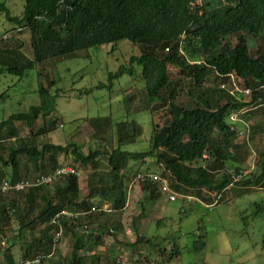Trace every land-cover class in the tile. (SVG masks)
<instances>
[{
	"label": "rangeland",
	"instance_id": "1",
	"mask_svg": "<svg viewBox=\"0 0 264 264\" xmlns=\"http://www.w3.org/2000/svg\"><path fill=\"white\" fill-rule=\"evenodd\" d=\"M227 1L207 0L214 8L228 4ZM3 2L12 15H20L24 10L25 0H0V3ZM15 25L5 17V13L0 12V67L17 65L27 68L23 76L9 72L0 76V121L14 113L27 112L32 105L39 104L41 85L48 87L52 93L61 91L54 113L41 116L33 127L17 122L18 136L10 137L8 132L1 134L0 156L6 160L10 148L20 143L36 144L41 148L47 142L63 145L74 142L86 153L90 149H99L102 155L95 165L77 163L70 153L59 155L60 164L75 166L82 172V196L88 194V180H93L98 188H105L110 183L108 153L113 148L120 145L129 151L150 149L154 131L170 121V92L173 91L175 102L184 107L215 109L229 101L248 102L242 117L250 125L249 132L245 131L243 124H239L234 136L215 133L223 153L234 155L235 161L215 168V156L207 151L203 159L189 162L193 168L208 166L216 179L224 173L232 175L233 183L225 190L215 192L179 184L155 158L132 161L123 174L128 204L112 213L86 215L84 221L78 224L81 231L91 237L101 233L94 225L105 226L104 243L109 240L110 245L106 257L112 264L114 261L116 264H264V184L253 186L242 183L257 170L259 155L264 152V97L258 94H264L262 85H255L252 81L248 85L236 77L231 80L210 68L203 85L196 86L193 79L180 74L179 67L169 63L171 85L163 91V98L151 102L142 68L138 65H134L136 71L133 76L124 74L114 81L113 88H97L101 82L108 83L110 71H116L120 65H129L131 56L141 54L139 44L123 39L117 44L89 47L71 55H49L39 62L35 59L29 30L2 39L3 33L13 30ZM241 34L247 39L252 55L264 50V33L243 31ZM237 37H227L223 43L233 45ZM10 51L15 59L4 65L2 58ZM220 52L221 47L206 57L211 58ZM32 59L33 65L28 66ZM53 80L57 82L55 85L51 83ZM223 82L227 84V89L222 88ZM234 82L240 90L256 89L254 95L258 96L257 99L254 100L252 93L246 94L238 89L232 94L229 90L235 88ZM89 89L92 91L87 93ZM93 118L105 119L96 126L91 121ZM120 121L128 122L122 131L116 126ZM132 121L137 128H132ZM236 167L241 170V176L234 172ZM51 170L37 169L33 161L25 157L17 173L22 179ZM140 172L164 175L178 194L177 199L169 200L161 192L159 205L156 206V201L145 198L139 183L134 180ZM5 177L12 180L10 168L5 171ZM61 180L55 184L62 183ZM55 184L0 195V264H10L13 255L16 256L14 264H19L46 253L39 248L29 257L23 256L28 243L33 244L30 248L38 245L35 240L48 225H52L50 234L54 231L55 214V217L38 218L37 222L30 224L47 206ZM108 200L99 191L92 199V206ZM10 203L16 204V214L6 213ZM85 223L89 226L86 231L83 229ZM112 228L114 232L110 231ZM129 230L132 233H128ZM67 233L70 232L65 230L59 249L51 257L35 264H66L74 243L71 233V239L66 243ZM138 235L150 239L151 243L137 241ZM100 246L93 248L96 251L93 254L99 253ZM172 250H180L179 256L166 261Z\"/></svg>",
	"mask_w": 264,
	"mask_h": 264
},
{
	"label": "trees",
	"instance_id": "2",
	"mask_svg": "<svg viewBox=\"0 0 264 264\" xmlns=\"http://www.w3.org/2000/svg\"><path fill=\"white\" fill-rule=\"evenodd\" d=\"M227 2L226 5L214 8L207 0H25L24 10L20 15H12L4 2L0 3V12L5 13V17L16 24L12 37L26 30L30 31L35 59L39 62L49 55H71L89 47L117 44L123 39L139 44L141 54L131 56L129 65H120L116 71H110L108 83L101 82L97 88H113L114 81L119 77L124 74L133 76L136 71L134 65H138L142 68L147 95L152 102L163 98V91L171 85L169 63L179 67L180 74L193 79L196 86L203 85L209 69L213 68L224 77L230 78L233 74L248 85H251L252 81L255 85L264 87V50L258 55H252L247 39L241 34L243 31L252 34L264 33V0ZM18 27L23 29L17 31ZM235 35L238 36L235 44L223 43L225 38ZM220 47L221 52L218 55L206 57ZM8 54L9 52L2 58L4 65L8 62L6 60ZM33 63L34 59L29 60L28 66H32ZM26 69L17 65L2 66L0 76L6 72L19 73L23 76ZM51 83L55 85L57 82L53 80ZM92 89L87 90V93ZM60 91L52 93L48 87L41 85L40 103L32 105L27 112L14 113L0 121V136L3 132H8L10 137L18 136L17 122H25L29 127H33L41 116L54 113ZM256 92V89L252 90L254 100L258 97L254 95ZM258 94L264 97L262 92ZM170 96L172 97L170 121L154 131L150 149L129 151L120 145L113 148L108 153L110 183L105 188H98L93 180H88V194L85 196H82L80 176L61 177L62 183H53L55 187L52 196L46 202L47 206L41 210L37 218L31 220L30 225L37 222L38 218L43 220L46 217H55L64 209L74 212L88 210L93 204L95 193L99 191L106 195L115 209L125 207L128 199L123 174L132 161H143L147 158L157 159L175 182L188 187L221 192L231 185L232 175L224 173L221 178L216 179L208 166L193 168L189 162L203 159L207 151L215 156L213 159L215 168L228 166L235 161L234 155L223 153L215 133L234 136L236 132L230 128L229 115L247 107L248 102L229 101L215 109H209L202 106L184 107L175 102L173 91L170 92ZM102 119L105 118H93L91 121L99 126ZM132 122V128H137L135 122ZM127 125V121L116 123L119 131ZM68 153L72 154L75 162L83 165H95L102 155L99 149H90L86 153L74 142L64 145L47 142L41 148L36 144L20 143L10 148L6 160L0 156L2 161L0 181L6 178L5 171L9 168L12 181L21 180L17 171L19 172L22 159L25 157L33 161L37 169L48 171L62 165L59 155ZM234 170L242 174L238 167ZM138 183L146 194L145 198L156 201L161 197V191L154 181L141 180ZM242 183L253 186L264 184V152L259 155L257 170ZM31 188L34 189L30 187L22 192ZM6 213L16 214V204L10 203ZM60 221L65 230L74 237L72 251L66 264H112L102 253L87 254L83 251L88 247L87 241H92V244L89 243L92 245L90 248L104 244V225H98V232L101 233L91 237L79 227L78 223L84 221L83 217H66ZM53 223V233L50 234L52 225H48L36 238L35 242L38 245L30 248L33 244L28 243L23 256L29 257L39 248L46 252L45 255L51 252L53 237L58 229L56 221L53 220ZM137 241L151 243L150 239L147 240L143 235H138ZM179 254L180 250L170 251L166 261ZM14 258H16L14 255L10 257L12 259L10 264H14ZM113 264H116L115 261Z\"/></svg>",
	"mask_w": 264,
	"mask_h": 264
},
{
	"label": "built area",
	"instance_id": "3",
	"mask_svg": "<svg viewBox=\"0 0 264 264\" xmlns=\"http://www.w3.org/2000/svg\"><path fill=\"white\" fill-rule=\"evenodd\" d=\"M23 28L18 27L17 31H21ZM14 30L6 31L3 35L4 39H9L12 37ZM231 80H234L235 76L233 74L230 75ZM226 83H222V88H226ZM235 88L229 90L232 94L235 93V91L240 88H238L237 83L234 82ZM243 93L251 94L252 90L250 88H244L242 90ZM246 109H242L237 112H233L229 115V124L230 128L232 130L237 131L238 125L241 123L245 126V131L249 132L250 125L243 119L242 115L246 112ZM206 156V154L204 155ZM68 175H77L81 176L82 172L80 169H78L75 166L71 165H59L54 170L48 172V173H41L37 174L33 178H25L17 181H12L10 179H2L0 181V193L1 194H9L11 192H22L30 187L40 186V185H46V184H52L59 180L61 177H65ZM242 174H238V176H241ZM135 182L141 181V180H152L155 183H157L160 191L163 194H166L169 200H175L178 197V194L172 189L171 184L169 180L162 174L157 173H148V172H140L135 177ZM115 211V208L111 201H104L102 203H96L93 206H91L88 210H81V211H71L69 209L61 210L59 213H57L56 217L54 218V221L58 224L57 232L55 233L53 237V244L51 252L48 255H40L34 259L26 260L25 262H21L19 264H35L40 263L44 259H48L51 257L60 247V243L64 237L65 228L62 224L61 219L64 218H79L84 217L86 215L92 214V213H112ZM89 228L87 224L83 226V229L86 231ZM111 232H114V229H110ZM128 233H132L131 230L128 231ZM4 243V242H3Z\"/></svg>",
	"mask_w": 264,
	"mask_h": 264
},
{
	"label": "crops",
	"instance_id": "4",
	"mask_svg": "<svg viewBox=\"0 0 264 264\" xmlns=\"http://www.w3.org/2000/svg\"><path fill=\"white\" fill-rule=\"evenodd\" d=\"M11 50V49H10ZM14 54H11V51H10V54H8L7 56H6V60L7 61H9V62H12V61H14V59H15V57L13 56ZM241 124V123H240ZM141 189V188H140ZM142 191V190H141ZM142 195L143 196H145L146 194L142 191ZM159 200V199H158ZM158 200H156V202H155V205L156 206H158L159 205V202H158ZM127 204H128V200H127ZM154 206V205H153ZM96 228H97V230H98V226H96V225H94ZM101 232V231H100ZM69 235H70V233H67V236L65 237V239H66V243H68L69 241H70V237H69ZM90 238L88 237L87 238V240H89ZM104 239V238H103ZM105 239H107V238H105ZM87 243V245H88V247H86V248H84L83 249V251L85 252V253H87V254H93L94 252H96L95 251V249H93V248H90L89 246H92V245H90L89 243H91V242H86ZM108 243H109V240H107V242L105 241V243L103 244V245H101L99 248H98V252L99 253H102V254H104V255H106V256H108V254H107V250H108V248H110V245L108 246ZM17 263V262H16ZM124 264H127V263H125L124 262Z\"/></svg>",
	"mask_w": 264,
	"mask_h": 264
}]
</instances>
